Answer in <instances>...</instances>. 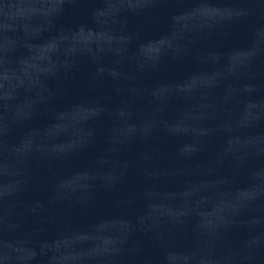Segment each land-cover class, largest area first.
<instances>
[{
  "label": "water",
  "instance_id": "1",
  "mask_svg": "<svg viewBox=\"0 0 264 264\" xmlns=\"http://www.w3.org/2000/svg\"><path fill=\"white\" fill-rule=\"evenodd\" d=\"M264 227V0H0V264Z\"/></svg>",
  "mask_w": 264,
  "mask_h": 264
}]
</instances>
